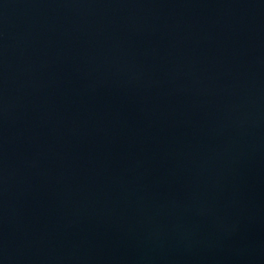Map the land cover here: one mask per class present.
Masks as SVG:
<instances>
[{"label":"water","instance_id":"water-1","mask_svg":"<svg viewBox=\"0 0 264 264\" xmlns=\"http://www.w3.org/2000/svg\"><path fill=\"white\" fill-rule=\"evenodd\" d=\"M0 264H264V0H0Z\"/></svg>","mask_w":264,"mask_h":264}]
</instances>
